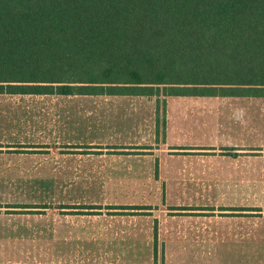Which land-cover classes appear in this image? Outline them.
<instances>
[{"label": "rangeland", "instance_id": "obj_1", "mask_svg": "<svg viewBox=\"0 0 264 264\" xmlns=\"http://www.w3.org/2000/svg\"><path fill=\"white\" fill-rule=\"evenodd\" d=\"M0 264H264V97L0 93Z\"/></svg>", "mask_w": 264, "mask_h": 264}, {"label": "trees", "instance_id": "obj_2", "mask_svg": "<svg viewBox=\"0 0 264 264\" xmlns=\"http://www.w3.org/2000/svg\"><path fill=\"white\" fill-rule=\"evenodd\" d=\"M264 97V0H0V93Z\"/></svg>", "mask_w": 264, "mask_h": 264}]
</instances>
